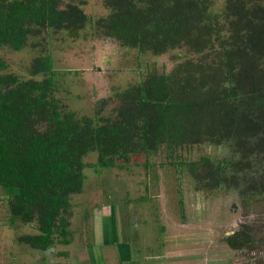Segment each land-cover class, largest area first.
<instances>
[{"label":"trees","instance_id":"1","mask_svg":"<svg viewBox=\"0 0 264 264\" xmlns=\"http://www.w3.org/2000/svg\"><path fill=\"white\" fill-rule=\"evenodd\" d=\"M214 4L104 0L109 13L97 24L106 38L138 58L174 53V65L167 72L150 67L96 100L92 116L57 96L49 47L32 60L29 79L0 58V200L9 224L37 231L20 241L44 249L58 236L67 244L71 198L81 193L86 170L100 177L140 157L144 167L152 157L172 165L179 195L180 186L193 184L197 197L225 190L250 211L257 198L264 201V0ZM87 23L81 7L65 0H0V49L20 51L31 37L76 33ZM200 147L217 153L191 158ZM91 153L96 160L87 163ZM253 233L243 224L225 237L243 254L234 264H264L249 256L257 247Z\"/></svg>","mask_w":264,"mask_h":264},{"label":"rangeland","instance_id":"2","mask_svg":"<svg viewBox=\"0 0 264 264\" xmlns=\"http://www.w3.org/2000/svg\"><path fill=\"white\" fill-rule=\"evenodd\" d=\"M65 1L81 7L88 17L86 26L76 33L68 29L50 30L47 35L31 37L27 46L20 51H12L6 47L0 49V58L7 63L8 71L24 79L32 78L29 73L32 60L41 55L46 46L49 47L57 71V96L67 107L92 116L96 100L112 96L115 89L137 82L148 68L167 72L173 67L174 53L169 52L158 57L148 53L138 58L133 50L120 48L106 38L97 24L99 19H104L109 13L104 0ZM214 5L221 8L223 0H215ZM215 152L213 148L200 147L193 151L190 157L196 160L204 154L213 157L217 153ZM91 154L85 158L87 163H94L96 160V156ZM143 160V157L139 160L133 159L125 168L107 170L100 177L90 170V167L86 170L81 193L71 198L72 215L67 227L71 234L66 237L67 243H74L70 257L77 253L79 255L78 248L82 245L81 249L85 247L88 219L99 227L100 218L93 217L96 213L99 215L100 210L104 213V222L108 224L110 206H113L114 212L120 215L121 220L134 217L126 226H137L138 222L144 220L145 224L153 228L155 225L169 224L172 227V223H184L188 225L190 235L199 231L204 239L188 237L186 254L201 258L204 255L206 264L218 261L220 264H234L235 261H240L243 254L230 249L224 239L241 229L243 224L248 225L257 231L253 233L257 247L249 256L260 258L264 262L263 200L257 198L250 211L240 206L235 194L225 190L204 192L197 197L196 192L192 190L193 184L185 185L183 189L180 186L179 195L177 184L174 185L176 175L172 165L159 164L162 159L152 157L148 160L149 165L144 167ZM178 199L184 200L182 216L178 212ZM233 204L236 206L234 210ZM0 211L6 216V204L3 202L0 203ZM122 228V235H126V227ZM11 229L15 247L13 264H54V261L69 263L66 262L69 261L68 245L59 243L62 237H56L53 244L55 249L50 248L51 251L46 254L20 241L21 236L37 233L33 227L16 221ZM149 234L152 237V232L146 233L145 237ZM178 244H181L180 241ZM227 259L229 263L226 262Z\"/></svg>","mask_w":264,"mask_h":264},{"label":"crops","instance_id":"3","mask_svg":"<svg viewBox=\"0 0 264 264\" xmlns=\"http://www.w3.org/2000/svg\"><path fill=\"white\" fill-rule=\"evenodd\" d=\"M1 202L3 201L0 200V203ZM3 203L6 204L5 202ZM1 211L0 264H13L12 260L15 247L11 233L12 224H9L10 217L7 206L4 213L6 216L2 215ZM98 212L100 216L96 213L93 218H100V226L97 227L96 225H93L94 221L88 219V231L87 228H85L87 239L85 238L84 240V249H81L83 245L78 248L79 255L78 253H73L75 256L70 257L74 243L71 242L66 244L68 245L67 255L69 261H66L69 262L68 264H202L204 255L201 258L199 256H188L186 254L188 249L186 241L189 238L204 239L203 235L200 236L199 231L190 235L188 225L171 222L172 227L167 224L159 226L155 225L153 228L152 226L145 224V221L142 220L138 222L142 224L137 223V226H126L130 219L127 217L126 219L123 218V220H121L120 215L115 212L116 222L115 229L113 230L111 209L108 216V224L103 220L104 213L100 210H98ZM123 226L126 227V235H122V229L124 230V228H122ZM96 229H99V231H96ZM151 232L152 237L150 234L145 237L146 233ZM73 237H75V235H73ZM179 241L181 243L180 245L178 244ZM195 243L196 246H198V240H196ZM53 249L55 248L52 247V250ZM202 249L204 250V246H202ZM226 262L229 263V259H227ZM55 263L58 264L59 262L54 261V264ZM213 264H220V261L216 263L213 262Z\"/></svg>","mask_w":264,"mask_h":264},{"label":"flooded vegetation","instance_id":"4","mask_svg":"<svg viewBox=\"0 0 264 264\" xmlns=\"http://www.w3.org/2000/svg\"><path fill=\"white\" fill-rule=\"evenodd\" d=\"M110 209H111V207H110ZM130 219V218H129ZM133 219H134V217H132L131 219H130V221L129 222H131V221H133ZM135 221V220H134ZM135 224V223H134ZM133 225V224H132ZM52 247H54V245H51L50 247H47V248H44V249H40L43 253L45 252L46 254L49 252V251H51L52 250ZM51 248V250H49ZM34 249V248H33ZM200 263V262H199ZM56 264V263H55ZM202 264H206V260L203 258L202 259Z\"/></svg>","mask_w":264,"mask_h":264}]
</instances>
